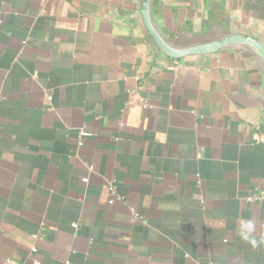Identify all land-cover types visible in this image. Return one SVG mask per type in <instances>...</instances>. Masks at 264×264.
<instances>
[{"label": "crops", "instance_id": "obj_1", "mask_svg": "<svg viewBox=\"0 0 264 264\" xmlns=\"http://www.w3.org/2000/svg\"><path fill=\"white\" fill-rule=\"evenodd\" d=\"M165 2L186 24L229 8L264 29V0ZM126 10L0 0V264H264L235 229L264 234V199H246L264 193V125L232 100L245 69L213 54L149 72Z\"/></svg>", "mask_w": 264, "mask_h": 264}, {"label": "water", "instance_id": "obj_2", "mask_svg": "<svg viewBox=\"0 0 264 264\" xmlns=\"http://www.w3.org/2000/svg\"><path fill=\"white\" fill-rule=\"evenodd\" d=\"M127 25L138 20L150 46L147 71L158 70L166 61L194 56L196 65L207 64L213 54L228 55L246 71V80L233 92L241 107L256 109L264 125V29L256 22H244L229 8L209 10L210 27L183 23L165 0H126Z\"/></svg>", "mask_w": 264, "mask_h": 264}, {"label": "clouds", "instance_id": "obj_3", "mask_svg": "<svg viewBox=\"0 0 264 264\" xmlns=\"http://www.w3.org/2000/svg\"><path fill=\"white\" fill-rule=\"evenodd\" d=\"M235 229L240 240L249 244L252 248L264 246V234L257 236V223L253 219L241 217Z\"/></svg>", "mask_w": 264, "mask_h": 264}, {"label": "built area", "instance_id": "obj_4", "mask_svg": "<svg viewBox=\"0 0 264 264\" xmlns=\"http://www.w3.org/2000/svg\"><path fill=\"white\" fill-rule=\"evenodd\" d=\"M48 98L50 99L51 97L49 96ZM90 134H91V132L88 129H86L84 127L80 128L78 131L79 144H81L82 137L88 136ZM261 140L264 141V137ZM107 192H108V202L110 204H113L116 200L119 199V197L117 196L116 186H115L114 182L108 181ZM246 199L249 201H260V200L264 199V193L263 192L252 193V194L248 195ZM72 226L75 227V224H73ZM30 250L33 253L36 249H35V247H31ZM38 263H39V261L36 260L35 264H38ZM65 264H68V261H66Z\"/></svg>", "mask_w": 264, "mask_h": 264}]
</instances>
